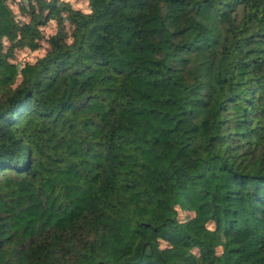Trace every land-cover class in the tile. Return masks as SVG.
Returning a JSON list of instances; mask_svg holds the SVG:
<instances>
[{"label": "trees", "instance_id": "1", "mask_svg": "<svg viewBox=\"0 0 264 264\" xmlns=\"http://www.w3.org/2000/svg\"><path fill=\"white\" fill-rule=\"evenodd\" d=\"M28 1L0 0V264H264V0Z\"/></svg>", "mask_w": 264, "mask_h": 264}, {"label": "rangeland", "instance_id": "2", "mask_svg": "<svg viewBox=\"0 0 264 264\" xmlns=\"http://www.w3.org/2000/svg\"><path fill=\"white\" fill-rule=\"evenodd\" d=\"M18 2H21V3H24L25 5H28V0H15V3L13 5L14 9H15V12L16 14H18V8L17 6L15 5L16 3ZM59 2H64V3H68L71 5V7L73 9H80V10H87L86 8V3L84 0H59ZM19 5V3H18ZM26 7V6H25ZM34 6L33 7H29L26 8L23 12V14L21 15L20 17V20L22 21H28V17L30 15V12H31V15L34 13ZM66 25V26H64ZM69 27L68 24L65 23V21L63 20L60 24V26L58 27L57 24L54 22V21H49L47 22V24L45 26H43L41 28V31H42V34L45 38L55 34L58 30V28L60 29V31L66 33L67 31V28ZM44 48H41V49H38V50H35V51H29L28 49H24L22 51H18V52H14V56H13V63L17 64L18 66L21 65L22 63L26 62V61H29V62H32L34 61L35 59H37L38 57L42 56L43 53H44ZM182 214V213H181ZM180 214V218L183 219L184 218V215Z\"/></svg>", "mask_w": 264, "mask_h": 264}]
</instances>
